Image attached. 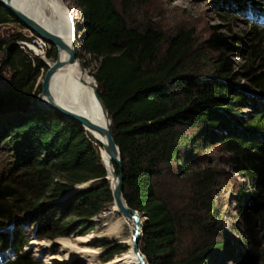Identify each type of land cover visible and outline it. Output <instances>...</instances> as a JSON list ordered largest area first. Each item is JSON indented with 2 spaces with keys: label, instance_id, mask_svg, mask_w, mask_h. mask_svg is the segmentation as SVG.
I'll return each instance as SVG.
<instances>
[{
  "label": "trees",
  "instance_id": "16d2710c",
  "mask_svg": "<svg viewBox=\"0 0 264 264\" xmlns=\"http://www.w3.org/2000/svg\"><path fill=\"white\" fill-rule=\"evenodd\" d=\"M219 1L228 13L252 16V38L244 44L213 35L207 51L222 53L211 60L196 49L191 32L165 36L149 23L137 24L131 12L142 0H121L125 15L112 0H74L80 48L98 62L91 76L121 154L123 198L144 218L139 250L148 264L219 261L226 243L217 238L223 233L221 226L216 230V173L199 157L210 144L222 146L250 189L238 199L244 256L256 259V238L264 240V0ZM8 23L20 25L0 7V27ZM32 40L18 33L0 41L2 63L12 72L0 91V155L11 166L10 173L0 172V264H38L24 251L29 231L18 226L17 216L39 210L33 213L34 238L53 240L69 233L73 218L78 229L90 227L85 221L113 201L98 147L54 111L30 109L33 84L47 68L16 43ZM229 40L244 47L240 65L228 57L237 50ZM47 58L56 59L55 48ZM203 60L210 67L206 73L198 66ZM237 79L245 84H234ZM193 163L197 169L190 168ZM88 182L64 201L47 204Z\"/></svg>",
  "mask_w": 264,
  "mask_h": 264
},
{
  "label": "rangeland",
  "instance_id": "374dc122",
  "mask_svg": "<svg viewBox=\"0 0 264 264\" xmlns=\"http://www.w3.org/2000/svg\"><path fill=\"white\" fill-rule=\"evenodd\" d=\"M60 1L66 10L72 9L70 11L71 18L74 24L80 25V12L76 8L74 0ZM120 1L112 0L117 11L125 15ZM227 6L233 7L229 2ZM224 9L223 2H218V0H142V5H138L131 12L133 17L131 18L137 24H151L165 36H175L181 30L191 32L193 34L192 39L196 42V49L200 52L206 51L208 58L214 60L222 52L207 51V43L213 35L226 39H231L232 37L239 38L242 39L244 44L248 43L249 39L252 38V22L248 18L252 16L249 14L245 16L231 14ZM259 30L264 32L263 24L259 25ZM18 33L27 38L34 36L17 23H8L0 27V41H7L11 36ZM229 42L237 47V50H233L228 57L236 66L240 65L242 63L241 56L244 55V47L234 43V41L229 40ZM16 45L28 59H39L41 61L42 58H37L24 43H16ZM35 49L42 52L47 61L50 63L54 62L52 58H47L50 46L46 45L43 51ZM262 49L264 52V42ZM77 52L80 53L78 62L83 71L86 75L93 78L91 75L97 68L98 62L86 55L81 50L80 44L77 47ZM4 56L5 51H1L0 72L2 80L0 81V91L5 90L12 74L2 63ZM45 59L42 60L45 62ZM82 64L86 68H83ZM198 66L203 73H206L210 68L208 62L205 60L198 64ZM45 71L46 69H40L39 75L33 84L32 95L35 94L36 96L35 101L30 100V109L33 111H36L38 108L36 101L40 94L39 92H41L39 87H41ZM233 83L242 86L245 84V81L237 79ZM245 112H248V109H245ZM4 157L5 155L2 153L0 155V172H3V176L6 173H10L11 170L10 163H7ZM199 157L202 158L201 160L205 162V165L207 163L216 173L214 190L215 212L218 218L216 230L218 231L221 226L223 233L221 236V232H219L220 235L217 238L219 241L221 240L226 243L225 248L218 252L217 257L219 261L216 264H264V240L258 236L256 238V259L252 261V259L244 256L245 244L241 234L242 220L238 216V199L239 195H242L241 191L246 194L250 193L248 183L234 172L230 163V155L219 144H210L205 151L201 152ZM201 165L203 166V164ZM198 166L197 163L190 164V168L193 170L197 169ZM167 181L169 182L170 180L167 179ZM88 186L79 185L75 186V188L84 187L86 189ZM71 192L69 191L65 194L66 196L64 195L58 200L49 201L47 204H58L64 201ZM102 206L103 211L99 215L85 221L86 225L91 224L90 227L83 226L78 229V225H76L77 221L73 218L71 219L73 222L68 229L69 233L66 236L57 237L53 240H37L34 238L33 231L36 225L33 213H37L39 210L17 216L15 220L18 222V226L25 234H28L27 232L29 231V235L27 236L28 247L24 248V251H31L33 261L38 264H106V262H102V259L109 254H112L110 261L119 259L123 253L125 254L131 248L130 242L133 229L130 223L132 221L124 218L112 203H105ZM247 206L248 210L251 211L250 207L252 205L249 203ZM116 226H119V228L109 230L110 227ZM256 230L258 229L256 228ZM190 237H187V243L190 242ZM80 248H88L96 254L90 257L87 256L88 254L79 255L77 249ZM122 250L124 251L121 253ZM52 258L56 259V261L48 263V260Z\"/></svg>",
  "mask_w": 264,
  "mask_h": 264
},
{
  "label": "bare ground",
  "instance_id": "6f19581e",
  "mask_svg": "<svg viewBox=\"0 0 264 264\" xmlns=\"http://www.w3.org/2000/svg\"><path fill=\"white\" fill-rule=\"evenodd\" d=\"M11 4L17 10L38 20L47 29L62 38L67 44L74 43L75 49L77 50L79 40L75 34L76 24H74L70 14L72 9L66 10L60 0H11ZM45 44L48 45L47 43ZM29 49H31L35 56L45 59L44 54L37 51L35 47L30 46ZM56 58L63 62V65L55 70L50 80L49 90L54 100L74 115L80 116L94 124H98L103 128L109 127L110 118L103 113L100 103L95 97L96 83L94 82V78L85 74L78 62L79 59H77L75 63H67L68 53L65 50L56 51ZM45 63L48 65L52 64L46 59ZM43 101H45V99H43ZM71 121L73 120L71 119ZM79 127L89 138L90 142L98 147L101 163L105 168L109 184L111 188H114L117 184L115 164L110 156L105 153L102 145L97 142V140L103 142V139L96 131L82 125H79ZM130 225L133 229L135 223L132 221ZM116 228H119V226L110 227L109 230ZM77 250L79 255L88 254V257L96 254L88 248H80ZM51 261H56V259L52 258L48 260V263H51ZM106 264H138L132 252V244L131 248L119 259L106 262Z\"/></svg>",
  "mask_w": 264,
  "mask_h": 264
},
{
  "label": "water",
  "instance_id": "95a60500",
  "mask_svg": "<svg viewBox=\"0 0 264 264\" xmlns=\"http://www.w3.org/2000/svg\"><path fill=\"white\" fill-rule=\"evenodd\" d=\"M0 7L5 9L14 19H16L25 30H27L35 37L39 38L43 42L55 48L56 51L65 50L68 53L67 63L72 64L77 61V50L75 49L74 43L67 44L62 38H60L58 35L54 34L51 30L43 26L38 20H35L29 15L25 14L24 12L17 10L11 4V0H0ZM81 29L82 28L80 25L78 24L75 25V34L78 40L79 39L81 40L83 37V35L80 36ZM41 62L46 66L47 69L44 73L43 80L41 83V92L36 101L38 108L43 111H54L55 113L59 114L64 120L71 123L73 122L72 124L77 125L78 127L79 125L88 127L96 131L99 134V136L103 139V142L101 140H97V142L100 145H102L105 153L110 156L115 166L118 168V173L116 175V181H117L116 186L114 188H111L109 184V188L113 199L112 204L118 209V211L125 218L135 223L131 235L132 252L136 257L138 264H148L147 260L139 250V240L142 238L143 230H144V218L136 210L128 207L125 199L123 198L124 176L122 174L121 154L111 134V120L109 127L103 128L98 124H94L80 116L68 112L65 108L59 105L51 96L49 86H50V80L55 70L61 67L63 65V62L59 61L57 58L54 62H52L51 65L46 64L45 62H43V60H41ZM94 82L96 83L95 79ZM95 89H96L95 97L100 103L103 113L109 117L107 108L98 95L97 83ZM43 99H45V101H43ZM71 119L73 121H71ZM101 166L103 167L102 164ZM103 169L105 170L104 167ZM104 180L109 183L107 175H105ZM89 184H91V182L84 183L82 185H84L85 187L88 186ZM84 187H80V188L74 187L71 190L72 192L68 194L67 197L72 195L73 193L84 190Z\"/></svg>",
  "mask_w": 264,
  "mask_h": 264
},
{
  "label": "built area",
  "instance_id": "2783aa9c",
  "mask_svg": "<svg viewBox=\"0 0 264 264\" xmlns=\"http://www.w3.org/2000/svg\"><path fill=\"white\" fill-rule=\"evenodd\" d=\"M32 38H33V40L31 42H18V43H24L25 45H27L28 49H29L30 46H32V47L37 48L40 51H43L44 47H46V44L42 40H40L39 38H37L35 36H32Z\"/></svg>",
  "mask_w": 264,
  "mask_h": 264
}]
</instances>
